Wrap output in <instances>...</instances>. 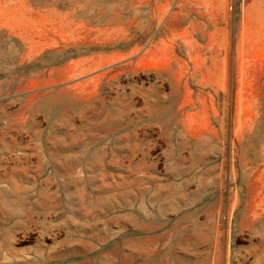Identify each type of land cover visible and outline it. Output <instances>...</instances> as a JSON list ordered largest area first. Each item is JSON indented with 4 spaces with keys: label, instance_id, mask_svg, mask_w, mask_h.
I'll return each instance as SVG.
<instances>
[{
    "label": "rangeland",
    "instance_id": "obj_1",
    "mask_svg": "<svg viewBox=\"0 0 264 264\" xmlns=\"http://www.w3.org/2000/svg\"><path fill=\"white\" fill-rule=\"evenodd\" d=\"M264 0H0V264H264Z\"/></svg>",
    "mask_w": 264,
    "mask_h": 264
},
{
    "label": "trees",
    "instance_id": "obj_2",
    "mask_svg": "<svg viewBox=\"0 0 264 264\" xmlns=\"http://www.w3.org/2000/svg\"><path fill=\"white\" fill-rule=\"evenodd\" d=\"M262 107L260 108V118L258 121V129H264V90L263 97L261 99Z\"/></svg>",
    "mask_w": 264,
    "mask_h": 264
}]
</instances>
